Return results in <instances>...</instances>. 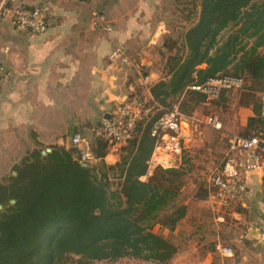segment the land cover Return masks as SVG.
<instances>
[{
  "label": "trees",
  "instance_id": "trees-1",
  "mask_svg": "<svg viewBox=\"0 0 264 264\" xmlns=\"http://www.w3.org/2000/svg\"><path fill=\"white\" fill-rule=\"evenodd\" d=\"M193 3L195 20L162 64L163 78L150 86V93L163 108L179 103L185 114L204 116L197 107L221 103L232 91L206 101L205 94L189 89L193 84L220 75L264 84V0ZM238 91L249 97L245 109L252 105L241 134L249 136L263 127L260 91ZM160 115L138 126L113 165L105 162L109 145L94 136L98 162L92 168L81 165L72 144L54 146L46 154L39 146L30 151L14 167L16 175L0 184V264H66L70 255L79 257L78 264L122 259L168 264L178 246L153 229L174 232L188 206L182 202L180 167L156 169L141 180L155 143L150 127Z\"/></svg>",
  "mask_w": 264,
  "mask_h": 264
},
{
  "label": "crops",
  "instance_id": "crops-1",
  "mask_svg": "<svg viewBox=\"0 0 264 264\" xmlns=\"http://www.w3.org/2000/svg\"><path fill=\"white\" fill-rule=\"evenodd\" d=\"M3 1L8 9L45 6L49 27L34 35L15 29L9 16L0 15V181L14 175V167L38 146L68 148L66 142L75 135L92 141L93 127L140 89L138 69L148 76L150 86L163 78L165 61L159 58H164L162 42L167 35L166 18L156 14L165 0H0V4ZM98 18L106 30L94 28ZM116 49L128 64L112 63ZM245 111L240 113L238 132L231 134L246 132L252 112ZM118 161L114 150L105 158L109 165ZM188 180L181 192L188 213L172 232L186 231V252L175 243L178 252L168 264H264L261 176L248 175V194L237 214L216 210L209 196L199 197L198 186ZM217 242L232 247L234 258L219 257L214 250Z\"/></svg>",
  "mask_w": 264,
  "mask_h": 264
},
{
  "label": "built area",
  "instance_id": "built-area-1",
  "mask_svg": "<svg viewBox=\"0 0 264 264\" xmlns=\"http://www.w3.org/2000/svg\"><path fill=\"white\" fill-rule=\"evenodd\" d=\"M0 15L9 16L15 29L28 31L34 35L43 34L49 27L47 8L20 7L8 9L3 1L0 4ZM94 28L106 30L108 27L102 18L94 21ZM112 63L128 64V58L120 49L113 51ZM2 69L0 68V73ZM140 81V92L126 97L124 102L105 116L93 128V136L104 140L109 145V152L119 150L133 140L138 133V126L154 117L150 135L154 139V147L147 162V173L141 180L151 176L156 169H172L180 165V161L188 145L203 139L205 129L224 133V126L217 115L200 116L185 114L179 103L169 108H163L156 103L150 93L148 76L137 70ZM246 88L243 78L231 75H220L208 79L203 84H193L191 91L203 93L206 101L217 99L223 91H238ZM261 108L260 116L263 127L249 136L226 134L227 148L220 168L211 173L205 180V189L212 206L218 205L227 212L237 214V207L241 206L248 194L247 177L255 173L261 176L262 193L264 197V93L259 95ZM71 144L77 149V159L82 164L94 165L98 162L93 151L92 142L75 135ZM220 221L221 218H218ZM216 254L223 259L234 258V250L222 242L215 244Z\"/></svg>",
  "mask_w": 264,
  "mask_h": 264
},
{
  "label": "rangeland",
  "instance_id": "rangeland-1",
  "mask_svg": "<svg viewBox=\"0 0 264 264\" xmlns=\"http://www.w3.org/2000/svg\"><path fill=\"white\" fill-rule=\"evenodd\" d=\"M195 0H165L161 6L160 11L156 14L160 15L163 14L165 19V28L167 30V35L164 40L166 42H162V46L168 48L169 51L168 55L163 54L164 58L160 55L161 63L167 59L169 55L175 53V49L181 46L180 37L186 31V29L191 25L193 20H195L194 16L197 13L196 9L194 8ZM43 6V5H42ZM45 7V6H44ZM162 10V11H161ZM160 12V13H159ZM163 60V61H162ZM163 64V63H162ZM246 81V88L251 87L254 91H260L256 94V97H259L260 93H264V84H260L258 82H250L248 79ZM245 88V89H246ZM227 97V98H226ZM225 97V101L221 103H216L214 101H210L208 104L204 103L201 106L197 107L196 111L204 116L207 115H217L223 123L224 126V133H218L211 129H207L206 137L204 140H197L194 144H192V148L190 151H186L182 157L183 166L180 167L182 177L181 181L184 184L183 188L187 186L189 182L188 179L194 180L195 184L198 186L197 195L199 197L205 196V190L203 185H205V180L207 177L216 171L223 162V158L226 152V144H227V137L226 134H231L232 131L238 132L237 129L240 128V119L242 116L240 113L244 112L245 105L249 100V97L241 93L240 91H232ZM177 104V103H174ZM252 105H249V110ZM252 109V108H251ZM160 115L161 112L155 113L154 116ZM97 126V125H95ZM94 126V127H95ZM93 127V128H94ZM226 133V134H225ZM235 134V133H234ZM66 146L68 148H72L71 140L68 139L66 142ZM54 147V146H53ZM53 147H40L43 151V154L48 153V149L51 150ZM30 154V153H29ZM178 167V168H179ZM16 175V172H14ZM11 175L6 176L5 181H0V184L6 183L7 180L10 178ZM8 177V178H7ZM144 178L142 181H145ZM114 184H117L114 183ZM203 189H201V188ZM188 192V190H186ZM183 193V192H182ZM181 193V196H183ZM183 202V200H182ZM217 210L220 207L218 205L214 206ZM220 213V212H219ZM220 217V215H218ZM153 231L157 234L163 235L164 237L172 240L176 244H179L180 248L183 249L184 244H186L188 240V235H186L185 230L181 233L174 234L167 230L162 229L159 226L154 227ZM186 252V249H183ZM78 258L76 256H69L65 259L66 264H78ZM93 264H153L151 262H145L135 259H122L117 262H94Z\"/></svg>",
  "mask_w": 264,
  "mask_h": 264
},
{
  "label": "water",
  "instance_id": "water-1",
  "mask_svg": "<svg viewBox=\"0 0 264 264\" xmlns=\"http://www.w3.org/2000/svg\"><path fill=\"white\" fill-rule=\"evenodd\" d=\"M51 150L50 149H48V152H50ZM82 166L83 167H88V168H92L93 167V165L92 164H82ZM11 203L12 204H14L15 203V201L14 200H12L11 201ZM3 208V206L2 205H0V209H2Z\"/></svg>",
  "mask_w": 264,
  "mask_h": 264
}]
</instances>
